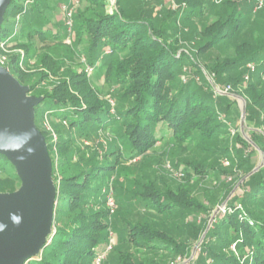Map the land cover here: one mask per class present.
I'll list each match as a JSON object with an SVG mask.
<instances>
[{"label":"trees","instance_id":"obj_1","mask_svg":"<svg viewBox=\"0 0 264 264\" xmlns=\"http://www.w3.org/2000/svg\"><path fill=\"white\" fill-rule=\"evenodd\" d=\"M79 1L76 29L90 47L87 62L76 63V49L58 33L37 26L42 11L34 0H12L0 30L4 67L30 87L31 95L44 82L49 85L48 92L36 96L45 98L35 109V122L47 141L58 204L54 234L42 255L28 264H94L102 256V264H264V166L245 178L257 167L254 154H264V7L250 0H173L178 8L156 17L157 5L149 0L132 5V0H117L111 11L109 0ZM29 8L40 20L36 25L22 19ZM208 13L213 18L205 22ZM13 18L18 23L10 32ZM36 37L51 39L52 46L40 51ZM191 40L197 41L194 50L183 46ZM222 47L231 53L205 61ZM88 65L103 71L101 88L92 86ZM208 77L246 100L250 141L239 131L237 101L229 94L215 95ZM45 105L49 114L61 113L57 120L67 125L69 136L54 132L56 144L36 121ZM100 129L115 137L106 161L92 164L81 155L86 164L78 175L57 178L58 160L69 172L70 160L80 155L79 148L70 152L72 135L90 139ZM157 146L161 160L190 151L194 156L180 160L183 180L176 189L163 192L148 180L135 194L160 222L126 221L127 229L108 253L104 206L111 177L122 159L147 157ZM224 159L230 160L229 169ZM206 181L214 186L207 188ZM20 185L15 169L0 156V193H13ZM236 185L241 193L237 190L227 201ZM99 186L107 192H99ZM221 205L226 213L218 211ZM169 219L173 222L165 225Z\"/></svg>","mask_w":264,"mask_h":264},{"label":"rangeland","instance_id":"obj_2","mask_svg":"<svg viewBox=\"0 0 264 264\" xmlns=\"http://www.w3.org/2000/svg\"><path fill=\"white\" fill-rule=\"evenodd\" d=\"M38 5H40V9L42 11V24L41 21L36 19L34 11H32L30 8L28 10V14L25 16H22V19H31V23L37 24L39 28H41L42 25H44V30L51 31L52 33L59 34L62 37V40L65 41V44L68 45V47H72L76 49L77 57H76V63H84L89 61L88 52L90 51V47L88 46L87 40L84 37L78 36V32L76 29V20L75 15L78 12L79 7L74 12V28L72 34H69L67 30L65 29V22L62 12V7L67 4L70 0H34ZM207 2H213L218 3L220 0H204ZM243 1V0H242ZM251 2H254L258 4L259 0H250ZM110 2V11L116 7L117 0H109ZM150 3L157 5L156 10L154 9V13L156 17L160 16L161 13L165 11L166 8H172L173 10L178 8L177 4L171 3L173 0H149ZM136 4L135 2H131L130 5ZM264 7V6H263ZM249 12V10L247 9ZM259 11L258 9L254 8V12ZM254 16H256L255 13L250 14V18L254 21ZM33 17V19H32ZM205 19V22H209L212 20L213 15L207 14ZM204 17V18H205ZM201 18V19H204ZM182 22V27L185 25ZM18 21L13 18L8 23L7 28L10 30V32L16 31V25ZM254 24V23H253ZM189 25V24H187ZM188 28V27H187ZM189 31V30H188ZM35 41L37 42L38 48H40V51H47L49 47L52 46V40H42V38H35ZM196 42L195 40L189 41L186 46L187 48L194 50L196 48ZM58 52L61 54L63 52V49L58 45L57 46ZM231 50L226 47H222L218 50H214L208 56L205 58V61L211 62L213 59H215L218 55L226 56L227 54H230ZM35 61H33V64ZM88 76L90 77L91 84L95 89H99L104 84V75L103 71L98 67L93 70V72H88ZM208 80L213 85V87H218L222 90L230 88L228 91V94L230 97L234 98V100L237 101V110L240 111V114L236 113L235 116L238 118L240 117V121L238 122L239 131L242 132L241 129V119H242V107L244 104L243 99L238 96H235L232 93V88L228 84H223L224 86H220L218 82H216L213 78L208 77ZM250 80V79H249ZM247 80V81H249ZM49 85L47 82H44L40 87L37 88V90L33 93V96H38L44 92H48ZM216 95V92H215ZM41 97H44L42 95ZM245 100V99H244ZM246 101V100H245ZM112 107H115V102L110 101ZM48 106V105H47ZM46 105L43 108H39L37 110V117L36 121L38 126L45 129L47 133H51V140L50 143H55L58 140V137L54 132L59 129L66 133V135L69 136L68 130H66L67 125L64 123L62 124L61 120H57V118L61 117L62 114L58 111L54 112L52 115L49 114L47 111ZM51 109H54L53 107H50ZM245 129L244 137H248V133L246 132L247 126L245 121ZM234 132V130H231ZM72 139L74 142L70 145V152H74L76 149H80V155L73 156V160H70L68 165L70 168L69 172H63V168L60 165V162L58 160L57 162V171H56V177L61 178L62 175H78L82 168L84 167V162L80 159L81 155L85 156V161H92V164L99 162V161H106L105 156L108 154L111 150V147L115 145V137L114 134L109 131V129H100L97 133L92 134L90 136V139L82 136H78L76 134L72 135ZM159 145V144H158ZM162 146V145H161ZM161 146H157L153 149V151L149 152L147 154V157H138L133 160H125L122 159V162L120 163L118 167V173L116 176L111 177V184L110 191L108 192L109 196L108 199L111 198V203H113V206H110V200H107V205L104 206V209L108 211L109 215V234H108V245H107V252H111L113 247H115L118 243V236L127 229L126 221H130L132 223H143L147 220L154 221L160 219L154 215V214H147V209L144 208L140 202L135 200V194H137L138 191H142V188L144 187V184L147 183L148 180H153L155 182L154 185L160 190H163L165 192L167 189H176L178 184L183 180V176L180 172V169H182L184 166L180 164V160H187L194 156V154L190 151V153H177V159L172 160L171 159H163L161 160L162 156V148ZM256 166L258 167L262 162H264V155L258 151V154H254L253 156ZM111 160H114L112 158ZM110 160V161H111ZM177 163V165L175 164ZM229 163V165H228ZM231 162L229 159H224L222 161V165L224 168L229 169ZM256 167V168H257ZM246 178V177H245ZM231 179H228V181H225L228 184H232L233 182L230 181ZM204 186H207V188H212L214 186V181H206L203 183ZM203 186V187H204ZM238 190L239 185H236ZM105 186H99L98 190H101L99 192L104 191ZM107 192V189H105ZM196 195L201 194V191L198 189H193ZM234 192V194L236 193ZM232 192V193H233ZM231 193V194H232ZM238 193H241V191L238 190ZM139 200V199H138ZM140 201V200H139ZM220 208H224L223 205H221L218 208V211ZM217 211V210H215ZM217 214V213H216ZM212 219L210 220V222ZM172 219L166 220L165 225L172 223ZM55 229V228H54ZM196 246V244H195ZM194 246V248H195ZM196 249H194L193 254H195ZM101 261H103L104 256L99 257ZM99 258L95 261L94 264L98 263ZM100 264H102V262Z\"/></svg>","mask_w":264,"mask_h":264},{"label":"water","instance_id":"obj_3","mask_svg":"<svg viewBox=\"0 0 264 264\" xmlns=\"http://www.w3.org/2000/svg\"><path fill=\"white\" fill-rule=\"evenodd\" d=\"M11 3L0 0V30ZM43 101L44 97L31 95L30 87L0 64V156L8 160L21 182L15 192L0 193V264H28L42 255L54 234L57 187L46 138L35 122V109ZM263 166L264 162L246 178Z\"/></svg>","mask_w":264,"mask_h":264},{"label":"built area","instance_id":"obj_4","mask_svg":"<svg viewBox=\"0 0 264 264\" xmlns=\"http://www.w3.org/2000/svg\"><path fill=\"white\" fill-rule=\"evenodd\" d=\"M80 1L79 0H70L69 3L65 4L62 7V12H63V17H64V22H65V26L67 28V31L69 34H72L73 32V28H74V22H73V16H74V12L77 9V7L79 6ZM258 8H262L264 6V0H259L258 2ZM6 60L7 57L6 56H1L0 57V64L4 67V65L6 64ZM249 67L254 70V66L253 65H249ZM87 70L88 72H93V68H91L89 65L87 66ZM230 90V88L228 87V89L226 90H222L220 88H216L215 87V92L216 95H226L228 94V91ZM110 200V206H113V203H111V198L108 199V201ZM224 208H220V211H223L224 213H226L227 209L226 206L223 205ZM100 260H98L97 264H100L99 262Z\"/></svg>","mask_w":264,"mask_h":264},{"label":"crops","instance_id":"obj_5","mask_svg":"<svg viewBox=\"0 0 264 264\" xmlns=\"http://www.w3.org/2000/svg\"><path fill=\"white\" fill-rule=\"evenodd\" d=\"M70 1H68L67 3H69Z\"/></svg>","mask_w":264,"mask_h":264}]
</instances>
